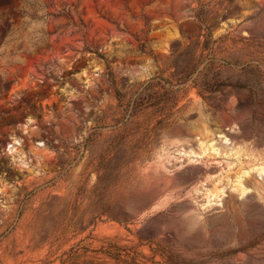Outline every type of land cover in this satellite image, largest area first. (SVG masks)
Returning a JSON list of instances; mask_svg holds the SVG:
<instances>
[{"label":"rangeland","instance_id":"1","mask_svg":"<svg viewBox=\"0 0 264 264\" xmlns=\"http://www.w3.org/2000/svg\"><path fill=\"white\" fill-rule=\"evenodd\" d=\"M0 264H264V0H0Z\"/></svg>","mask_w":264,"mask_h":264}]
</instances>
